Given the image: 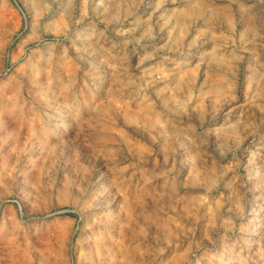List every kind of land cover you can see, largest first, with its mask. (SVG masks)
<instances>
[{
    "label": "rangeland",
    "instance_id": "1",
    "mask_svg": "<svg viewBox=\"0 0 264 264\" xmlns=\"http://www.w3.org/2000/svg\"><path fill=\"white\" fill-rule=\"evenodd\" d=\"M0 264H264V0H0Z\"/></svg>",
    "mask_w": 264,
    "mask_h": 264
}]
</instances>
